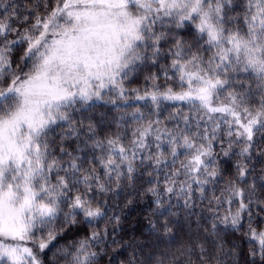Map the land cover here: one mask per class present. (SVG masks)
I'll return each instance as SVG.
<instances>
[{"label":"snow or ice","instance_id":"1","mask_svg":"<svg viewBox=\"0 0 264 264\" xmlns=\"http://www.w3.org/2000/svg\"><path fill=\"white\" fill-rule=\"evenodd\" d=\"M0 264H264V0H0Z\"/></svg>","mask_w":264,"mask_h":264}]
</instances>
